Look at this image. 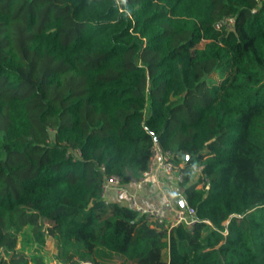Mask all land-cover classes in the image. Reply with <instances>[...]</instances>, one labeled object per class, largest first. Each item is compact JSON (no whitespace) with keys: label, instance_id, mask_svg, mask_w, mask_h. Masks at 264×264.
<instances>
[{"label":"trees","instance_id":"1","mask_svg":"<svg viewBox=\"0 0 264 264\" xmlns=\"http://www.w3.org/2000/svg\"><path fill=\"white\" fill-rule=\"evenodd\" d=\"M154 141L192 228L101 196ZM48 236L55 264H264V0H0V264Z\"/></svg>","mask_w":264,"mask_h":264},{"label":"built area","instance_id":"2","mask_svg":"<svg viewBox=\"0 0 264 264\" xmlns=\"http://www.w3.org/2000/svg\"><path fill=\"white\" fill-rule=\"evenodd\" d=\"M254 11V9H252ZM233 24V17H226L219 20L215 27L220 28H230ZM79 153V151H77ZM176 155L168 149H162L155 141L151 146L150 155L147 162V168L142 172V175L138 179H130L128 181L123 180L117 175H110L104 179L102 184L101 196L106 201V194L109 190H115L118 193L126 191V184H137L144 183L147 178L153 176L156 182L162 181L163 177H174L176 184H179L183 179V173L179 163L175 162ZM200 171H201V166ZM200 175V174H199ZM199 177V176H198ZM198 179V178H197ZM205 188H208L205 185ZM176 198L172 194V198L165 197L163 202L154 203L152 206L144 207L139 205L134 196L130 197L131 208L138 212L139 215L143 216L151 226L163 227L169 230L171 227L178 224H183L188 228H192L198 219L195 216V210L188 205L185 196L182 194L179 196L178 200H173ZM180 200L183 203H180ZM227 221L223 222L226 225ZM223 234L227 233V229H221ZM83 261L78 262L81 264Z\"/></svg>","mask_w":264,"mask_h":264},{"label":"crops","instance_id":"3","mask_svg":"<svg viewBox=\"0 0 264 264\" xmlns=\"http://www.w3.org/2000/svg\"><path fill=\"white\" fill-rule=\"evenodd\" d=\"M180 167H182V163H179ZM195 168L192 169L193 172ZM197 180L194 179L193 174L191 177V182H195ZM172 194L176 196L173 200H178L179 196L182 195V190L180 184H176L174 181V177H163L162 181L159 183L156 182L153 176L147 178L144 183L137 184H126V191L118 193L115 190H109L106 194V199L108 202H117L119 204H124L126 206L131 207L130 197L134 196L136 202L144 207L152 206L154 203L163 202L165 197L172 198ZM100 264H135L131 263L127 260H120L118 258L112 256H106L100 254V258L98 260ZM81 264H95L90 261H83Z\"/></svg>","mask_w":264,"mask_h":264},{"label":"rangeland","instance_id":"4","mask_svg":"<svg viewBox=\"0 0 264 264\" xmlns=\"http://www.w3.org/2000/svg\"><path fill=\"white\" fill-rule=\"evenodd\" d=\"M195 170L192 172L194 179L198 178L200 174V167L195 166ZM19 244V239L17 241L16 246L18 247ZM26 253V252H25ZM42 253L44 255L43 259L48 262V264H55L56 261H54V256L56 254V246H55V240L53 237L48 236L46 240V244L42 247ZM8 260L9 256L4 255Z\"/></svg>","mask_w":264,"mask_h":264},{"label":"water","instance_id":"5","mask_svg":"<svg viewBox=\"0 0 264 264\" xmlns=\"http://www.w3.org/2000/svg\"><path fill=\"white\" fill-rule=\"evenodd\" d=\"M183 157L186 159V158L188 157V154H183ZM180 203L182 204V203H183V201H182V200H180Z\"/></svg>","mask_w":264,"mask_h":264}]
</instances>
